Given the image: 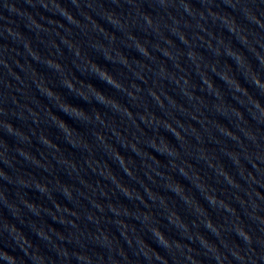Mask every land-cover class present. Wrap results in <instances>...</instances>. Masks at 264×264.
Returning a JSON list of instances; mask_svg holds the SVG:
<instances>
[{"label":"clouds","instance_id":"9594fccd","mask_svg":"<svg viewBox=\"0 0 264 264\" xmlns=\"http://www.w3.org/2000/svg\"><path fill=\"white\" fill-rule=\"evenodd\" d=\"M26 2L32 8H42L44 11L51 13L52 16L58 15L62 17L72 27H80L77 15H74L69 8L61 11L58 7L59 0H26ZM112 4L115 7L103 8V6L94 5L92 0H83V3L81 0H71L72 7L89 20L92 30L108 41L107 47H105L100 40L91 38L87 41L88 47L101 53L105 60L119 64L126 70L127 74H130L125 75L124 79L118 78L122 82L114 84L112 73L104 71L103 67L95 63V61L86 63L82 60L80 58L79 44H73L68 38L64 39L61 37V40L72 51L73 55L82 61V72L93 74L115 88L128 98V104L121 103L115 97L106 96L95 87V91L86 89L85 97V95L72 88V83L68 82V75H64L61 84L84 100L89 102L94 100L103 105L114 116L119 117L122 122L130 125L131 129H133L132 131L129 132L128 127L123 129L117 127L114 122L110 124L100 112H98L99 114H97V111L89 113L65 102L61 106L57 96L54 95L55 91L53 88L46 85L45 87H48L49 90L45 91L33 80L40 95L46 97L59 110L85 125H98L100 128L105 129L106 133H110V135H106L105 132L97 131L92 127L95 145L90 144L85 137L70 128L62 120L69 129H72L71 133L65 132L47 114V109L41 106L36 96L29 97L26 93H22L21 87L9 84L7 79H0V87L6 90L4 93H0V133L15 139V144L12 147H9L4 139L3 143H0V149H2L0 151V163L5 165V167L15 168L16 163L24 162L51 174L52 167L42 162L41 158L44 156L40 155L39 160H37L36 155L30 150L32 139L35 137L45 149L51 150L53 158L60 165L66 166L64 170L70 176H73L77 182L76 184H67L55 179L53 183V181L46 178L38 179L33 175L25 176L23 174L13 177L4 168H0V180L4 182L3 189L0 190V203L10 211L14 218L20 220L26 210L27 213L37 217L41 213H46L58 223L69 226V230L65 234L48 225L38 226L35 223L32 224V230L37 237L42 241H46L50 249L55 252L56 260L54 261L52 257L41 253L40 249L32 244L31 240L16 227L15 223L3 218L0 220V237H4L7 234V239L10 243L0 246V264H56L57 261H59V264H73V261L75 264H116L111 256L108 255V246L114 243L115 237L103 225L105 223L115 224L120 235L131 245L132 240L128 238L127 233L128 231L135 232L122 224L121 221L124 219H120V217H131L139 220L144 225L149 221V216L139 209H125L120 203H113L112 196L118 192L129 201L137 200L145 208L148 206L140 200L139 195L134 190L129 195L120 184L106 174L107 169L103 167L104 162H98L94 158V147H99L103 151L108 149L104 153L109 159L119 165L129 179L136 181L143 187V190L153 203L163 207L165 205L164 201L159 198V195L162 194L161 191L157 192V196L154 198L152 194L144 189L143 183L134 172V169L137 168L134 160L128 158L125 167L121 160L124 156L111 142L113 138L122 147L136 154L140 161L139 167L146 169L144 171L145 177L152 181L153 184H156L153 174L162 178L164 181L162 189H168L185 206L195 201V199L188 195V189L177 181L173 174L178 173L183 176L197 190H203L201 184L205 183V180L198 174L194 165L189 162L190 159L203 161L217 177L223 175V172H218L216 168H213L214 157H210L208 154V149L205 146L206 140L201 130L208 134L207 143L220 144L221 140L219 137H226L232 141L231 148L222 147L220 150L232 162L236 175L244 183L248 184L250 189L253 184L258 188H264V183L257 178L258 176H264V104L250 96L247 91L242 90L239 81L232 72L231 66L226 67L227 63L222 65L219 59L222 56H226L233 60L237 70L244 69L243 75L250 83H252L253 76L258 75L260 77V71L264 70V57L254 55L257 61V69L254 70L241 49L252 52L253 44L264 48V34H262L264 33V8H262L264 0H219V2L218 0H199V7L196 6L193 0H154V2L150 0L148 4L150 11L145 10L144 3L141 0H112ZM0 6L6 8L9 12L26 16L31 30L47 31L35 16L26 11L21 12L10 0H0ZM94 6L103 9L100 13V18L110 24L115 30L122 31L127 41L126 46L135 48L143 57V60H130L124 53L123 58H120L121 53L111 47L112 39L102 31L96 20L89 15ZM125 7L128 9L127 14L116 11V8L122 9ZM85 9L87 11H84ZM225 9H231L232 12L237 13L246 21L247 25L254 26V29L239 25L236 21V16ZM156 10L159 11V14H157ZM37 15L40 16V20L49 24H54V21H58L51 17H45L41 13H37ZM209 21L218 28L227 30L230 37L235 38L241 48H235L230 39L225 40L220 35H213V32L206 27ZM59 26L63 27V25ZM69 29L71 28L66 29V31L71 33ZM134 29L151 33L155 37V42L140 40L134 34ZM200 33H205L208 36V40H203ZM0 36L11 40L15 44L19 43L26 53L29 52L30 40L17 30L11 27L0 29ZM172 37H175L184 47H178ZM213 40L216 42L215 45L212 42ZM197 41L200 42L199 45L196 43ZM7 46L6 51L8 53L15 52L16 56L24 55L19 51V48ZM198 47L206 48L211 54V58H206L197 51ZM155 52H159L161 56L165 57L167 62L158 60L154 55ZM57 55H59V52H57ZM10 58L17 67L25 70L24 66L15 61L12 55ZM33 59L35 60V58ZM36 62L46 63L44 60ZM168 62H170L171 67H169ZM185 65L190 66L191 72H194L199 77V85L193 82L189 68H186ZM0 66L8 69V74L19 84L24 83L20 75L12 72L8 67L2 52H0ZM48 66L52 67L51 64ZM55 70L61 71L60 69ZM145 73H148V76ZM209 73L218 76L225 82L233 99L246 109L252 121L255 122L254 125L245 119L238 108L225 102L224 92L217 87ZM149 80H151V84H149ZM137 81L140 83H137ZM164 81L175 86L174 90L183 100V103L178 101L175 96L169 95L168 91L165 90ZM43 83L41 80L40 84ZM141 85H144V87H141ZM255 86L264 95V81L261 80V83ZM197 89L214 99L209 102L204 95H197ZM12 91L22 93L27 102L20 103L16 95L12 94ZM88 93H91V95H88ZM241 97L244 99H241ZM148 98L161 111L162 116H158L149 109ZM8 104H11L12 107H8ZM133 107L137 111L133 112ZM42 112L44 114L43 117L41 116ZM209 113L211 115H208ZM215 117L229 119L235 131L222 124ZM14 121L22 123L17 125ZM29 121L30 123H28ZM191 121H195L199 128ZM141 124L144 125V128H141ZM24 125H27V131ZM41 125L55 126L69 144L87 152L88 157L84 160L83 165L68 159L60 148H53L43 133L38 134ZM145 128L150 129L153 135H147L144 131ZM161 128L172 134L176 144L170 143L164 136L159 134V129ZM213 132L215 135H213ZM3 135L0 136L3 138ZM129 135L131 139H129ZM73 137H76V139L73 140ZM148 148L164 156L166 163L153 156L151 152L147 151ZM147 161H151V163H147ZM215 164L219 167L218 162ZM249 165L250 168L248 167ZM127 169H131V171L129 172ZM147 169L151 171L149 172ZM88 171L99 176L106 183L101 184L100 181H97L93 184L89 182L85 178ZM224 181L228 188L245 191L249 198L255 195L256 201H264V198L256 194V189L247 191L242 188L241 183L236 179L235 182L227 178ZM9 184L14 186V198L9 197V189L6 187ZM77 184L79 187H77ZM108 185H111L110 190ZM24 189H32L39 192L42 197L52 202L55 210L45 208L41 203L27 199V193ZM53 192L61 193L73 207L69 208L67 205L57 203L53 198ZM212 196L214 198L216 193L213 192ZM203 198L211 208L222 206L218 205L215 199L208 200L204 196ZM81 201H87V206L83 205ZM235 201L240 207L244 208L248 219L256 226L254 229L246 224H234L227 230L218 229L212 225L211 221L206 223V217L196 216L200 220V225L217 238L219 245L225 251L220 252L217 244L202 238L197 232L194 235V239L206 250L216 253L213 257L216 264H264V215H261L264 209L255 201L252 202L251 210L245 207L247 201L244 199L236 198ZM170 216L171 213H169ZM176 219L178 221L179 218ZM167 221L174 228L182 229V235L185 239L192 238L188 235L189 227L174 223L170 218ZM21 222L23 221L21 220ZM150 225L148 230L154 237L156 244L165 251L172 247L177 249L185 247V245L180 243V239L170 240L168 235L161 231L155 220H152ZM193 225L196 226L195 224ZM221 231L234 233L239 243L222 238L220 235ZM136 239L141 251L148 257L140 239L137 237ZM150 248L154 249L151 246ZM16 249L23 253L22 257L14 254ZM189 251H191V248H189ZM155 252L157 255L149 257L150 259H154L158 264H169V261L164 256L160 255L156 250ZM118 254L120 256L124 255L122 251H119ZM188 259L191 264H200L201 262L192 256H189Z\"/></svg>","mask_w":264,"mask_h":264},{"label":"water","instance_id":"95a60500","mask_svg":"<svg viewBox=\"0 0 264 264\" xmlns=\"http://www.w3.org/2000/svg\"><path fill=\"white\" fill-rule=\"evenodd\" d=\"M10 2L13 3L15 7L21 12L26 11L35 16V18L43 24V27L46 28L47 31L31 30L28 26L29 22L26 16L9 12L6 8L0 6V29L11 27L30 40L29 52L26 53L22 45H20L19 43L15 44L11 40L5 39L4 37L0 36V52L3 53L5 61L6 63H8V67L11 69V71L20 75L24 83L19 84L8 74V69L3 68L2 66H0V79H7L9 84L14 85L15 87H21L22 93H26L29 97L36 96L41 106L47 109V114L51 116L52 119L64 129L65 132L71 133L72 129H74L77 133L85 137L90 144L95 145V137L93 136L92 127L97 131L105 132L106 135H110V133H106L105 129L100 128L98 125H85L81 121L59 110L52 103H50L46 97L40 95V93L36 90V86L33 80L36 81L38 86L44 88L45 91L49 90L48 87H45L46 85L53 88V90L55 91L54 95L57 96V99L60 101L61 106H63L65 102L67 104H71L73 106L81 108L89 113L97 111V114H99L98 112H100L104 115V118L108 120L110 124L114 122L117 127H120L122 129L128 127L129 132L132 131L133 129H131L130 125H128L126 122H122L119 117L114 116V114L103 105L97 103L94 100L91 102L86 101L80 96L76 95L74 92L69 91V89L62 86L61 84L64 75H68V82L72 83V88L85 95V97L87 90L95 91V88H97L106 96L115 97L121 103L128 104V98L117 91L115 88L106 84L104 81L100 80L93 74L82 72V61L78 60L73 55L72 51L62 42L61 37H63L64 39L68 38L72 41L73 44H79L80 58L86 63L95 61V63L103 67L104 71H109L110 73H112L114 84L122 82L119 79H124L125 75H130L127 74L126 70H124L119 64H114L110 61L105 60L104 56L101 53L88 47L87 41L91 38L100 40L101 44H104L105 47H107L108 41L104 40L103 37L92 30V25L89 20L80 15L77 10L72 7L71 0H59L58 7L61 9V11L69 8L74 13V15H77V19H79L80 21V27H72L71 24L64 21L62 17L58 15L52 16L51 13L44 11L42 8H32L29 6L26 0H10ZM81 2L83 3V0H81ZM92 2L94 3V5L103 6V8L115 7L112 4V0H92ZM141 2L144 3L145 10H151L148 8L150 0H141ZM193 2L197 7H199V0H193ZM262 8H264V5H262ZM102 10V8L94 6L93 9L89 12V15H91L92 18L96 20L97 25L102 29V31L112 39L111 47L121 53L120 58H123L124 53V55H126L130 60H143V57L135 50V48L126 46L127 41L123 36L122 31L115 30L110 24L106 23L100 18V13ZM225 10L228 12H232L231 9ZM84 11L87 10L85 9ZM116 11L119 13L127 14L128 9L126 7L122 9L116 8ZM156 11L157 14H159V11ZM37 13H41L45 17H51L52 19L58 21H54V24H49L46 21L40 20V16L37 15ZM232 14L236 16V21L239 25L254 29V26L247 25L246 21H244L237 13L232 12ZM59 25H63V27H60ZM206 27L209 29V31L213 32V35H220L221 38L225 40L230 39L232 45L235 48H241V45L235 40V38L230 37V34L227 30L218 28L210 21L206 24ZM68 28H71L69 29L71 33L66 31V29ZM133 31L140 40H147L152 43L155 42V37L151 33H146L140 29H134ZM200 34L202 35L203 40H208V36L205 33ZM172 39L175 41L178 47H184L178 40L175 39V37H172ZM212 42L215 45L216 42L214 40ZM196 43L198 45L200 44L199 41H197ZM6 44L10 47L19 48V51L24 55L16 56L15 52L11 54L8 53L6 51L8 47ZM241 50L244 52L245 56H247L253 69L256 70L257 61L254 58V55H260L261 57H264V48H260L258 45L253 44L252 52L254 54L247 51L246 49ZM197 51H199L206 58H211V54L207 51L206 48L198 47ZM57 52H59V55H57ZM11 55L15 61L24 66L25 70H21L16 66V64L10 58ZM154 55L158 58V60L166 61V58L161 56L159 52H155ZM33 58H35V60ZM219 59L222 65L224 63H227L228 65H226V67L231 66L232 72L234 73L235 78L239 81L242 90L247 91L250 96L258 100L261 104H264V95H262L255 86H258L261 83V80L264 81V70L260 71V77L258 75L253 76L251 80L252 83H250L245 79L243 75L244 69L237 70V66L233 62V60L226 56H222ZM38 60H44L46 61V63L43 64L36 62ZM145 63H147V61H145ZM168 63L169 67H171L170 62ZM49 64H51L52 67H49ZM133 66L135 67V65ZM185 67L189 68L190 77L193 82L199 85V77H197L194 72H191L190 66L185 65ZM78 68L81 70H79ZM55 69H60L61 71H56ZM145 75L148 76V73H145ZM209 75L212 77L217 87L224 92L225 102L238 108L243 113L245 119H247L250 124L254 125L255 122L252 121L246 109L242 107L235 99H233L232 94L225 82L212 73H209ZM41 80L44 82L43 84H40ZM137 83L140 82L137 81ZM163 83L165 86V90L168 91L169 95L175 96L178 101L183 103V100H181L180 96H178L176 91L174 90L175 86L169 84L167 81H164ZM149 84H151V80H149ZM141 87H144V85H141ZM5 91V89L0 87V93H4ZM22 93H16L12 91V94L16 95L20 103L23 104L27 101L24 99ZM97 94L99 95V93ZM88 95H91V93H88ZM197 95H204L209 102L214 99L213 97L207 96L205 93L200 92L199 89H197ZM241 99L244 98L241 97ZM7 106L12 107L11 104H8ZM148 107L158 116H162L161 111L152 104L150 98H148ZM132 111L135 112L137 111V109L133 107ZM129 114L131 113L129 112ZM43 115L44 114L42 112L41 116L43 117ZM208 115L211 114L209 113ZM215 118L228 128H231L233 129V131H235V128L233 124L230 123L229 119L225 117ZM181 119L183 118L181 117ZM62 120L72 129H69ZM14 123L20 125L22 122L14 121ZM28 123H30V121ZM191 123L199 128V125L196 124L195 121H191ZM24 127L27 131V125H24ZM141 128H144V125L141 124ZM144 131L149 136L153 135L150 129L145 128ZM201 131L206 140L205 146L208 149V154L210 157H214L213 168H216L218 172H223V175L217 177L203 161L190 159L189 162L194 165V167L197 169L198 174H200L205 180V183L201 184V188L203 190H197L186 178L180 176L178 173L173 174L175 179L182 183L186 189H188V195L195 199V201L191 202L187 206L183 205V203L177 197H175L173 193L169 192L168 189H162V185L164 183L162 178L156 177L155 174H153V179L156 180V184H153L152 181L145 177L144 171L146 169L139 167L140 161L136 154L131 150L122 147L121 144L114 138L111 142L113 143L114 147L124 156L121 158V160L125 164V167L128 158L134 160L137 165V168L134 169V172L138 176V179L143 183L144 189H146L148 193L152 194L154 198L157 196V192L161 191L162 194L159 195V198L164 201L165 207L157 203H153L143 190V187L136 181L129 179L121 170L119 165L109 159V157L104 153V151H108V149H105L103 151L99 147H94V158L98 160V162H104L103 167L107 169L106 174L111 179L116 181V183L120 184V186L124 188V191L129 195H131L134 190L135 193L139 195L140 200H142L143 203L148 206L147 208H145L144 205L137 200L129 201L118 192L112 196L113 203H120L121 206L125 209H139L141 212H145V214L149 216V221L144 225L139 220H136L134 218L120 217V219H124L121 221V223L135 232L133 233L131 231H128L127 233L128 238L132 240L131 245H129L126 240L120 235V232L118 231L115 224L105 223L103 225V227L110 231L111 234L115 237L114 243L108 246V255L111 256L116 264H158L157 261L149 258L155 257L157 255L155 250L160 253V255L164 256L169 261V264H191L190 260L188 259L189 256L200 260V264H216L215 260L213 259L216 253L203 248L199 244V242L194 239L195 233L197 232L202 238L206 240L208 239L212 243L217 244V248L220 252H224L225 249L219 245V241L213 234L207 232L203 228V226L200 225V220L196 216H200L201 218L206 217L207 219L205 220V222L207 223L208 221H211L212 225L216 226L218 229L227 230L234 224H246L253 229L256 227L248 219L247 215L245 214L244 208L240 207L235 199L240 198L247 201L245 207H247L249 210H251L253 201L259 203L260 207L264 209V201H256L255 195L249 198L246 195L245 191L228 188L224 180L225 178H227L228 180L235 182L236 179L241 183L243 189H246L247 191L256 189V194L261 198H264V188H258L255 184H253L252 188L250 189L248 187V184L244 183L240 179V177L236 175V170L234 169L232 162L220 150L222 147L231 148L232 141L228 140L226 137H219V139L221 140L220 144L207 143L208 134L204 133L203 130ZM39 133H43L44 137L47 138L48 143L52 144L53 148H60L64 156H66L70 160L76 161L80 165H83L84 160L88 157L87 152H84L83 150L75 148L71 144H69L64 139L62 133L55 126L41 125V129L38 130V134ZM159 134L164 136L170 143L176 144V140L172 136V134L165 131L163 128L159 129ZM0 135L3 134L0 133ZM213 135H215L214 132ZM3 139L7 141L9 147H12L15 144V139L13 137L3 135L2 138V136H0V143H3ZM72 139L75 140L76 137H73ZM129 139H131L130 135ZM140 146L142 147V145ZM30 150L34 155H36L37 160H39L40 155L46 157H42L41 159L43 163H46L52 167L51 174L24 162L16 163L15 168H8L0 163V168H4V170L13 177L18 176L19 174H23L25 176L33 175L38 179L46 178L50 181H53V183L55 182V179H59V181H61L62 183L67 184L77 183L75 178L73 176H70L64 170L66 166L60 165L58 161L53 158L51 150L45 149L41 144L38 143L35 137H33L32 139V146ZM0 151H2V149H0ZM147 151L151 152L152 155L156 156L157 159L166 163V158L164 156L154 152L151 148H148ZM153 158L155 159V157ZM17 160H19V158H17ZM217 162L219 163V167H217V165L215 164ZM147 163H151V161H147ZM248 167L250 168V165ZM127 171L130 172L131 169H127ZM147 171L150 172L151 170L147 169ZM85 178L93 184L97 181H100L101 184L106 183V181H103L102 178L94 175L90 171L87 172ZM257 178L260 179L262 183H264V176H258ZM3 185L4 182L0 180V190L3 189ZM6 187L9 189V197L14 198V186L9 184L6 185ZM77 187H79L78 184ZM108 189H111V185H108ZM24 191L27 193V199L33 200L37 203H41V205L45 208L52 209L53 211L55 210L53 208L52 202L47 198L42 197L39 192L32 189H24ZM213 192L216 193V196L214 198L212 196ZM52 195L57 203L61 205H67V207L69 208L73 207V205L69 203L61 193L53 192ZM110 195L112 194L110 193ZM203 196L208 200L215 199L217 204L222 206L213 208L209 207L207 201L203 198ZM81 203L87 206V201H81ZM169 213H171L170 217ZM261 215H264V212H262ZM3 218L7 219L11 223H15L16 227L20 229L29 240H31L34 246L40 249L41 253L52 257L54 261L56 260L55 252L50 249L46 241H42L37 237L35 232L32 230V224L35 223L38 226L48 225L53 229L65 234H67L69 226L58 223L46 213H41V215L37 217L33 216L31 213H27L26 210L21 219L18 220L12 216L10 211L6 207H4L2 203H0V220H2ZM168 218L172 219L174 223H179L185 227H189L188 235L192 238L185 239L182 235L183 230L174 228L172 225H170L167 221ZM176 218H179L178 221ZM21 220L23 222H21ZM152 220H155L156 224L159 225L161 231H164L168 235V238L170 240L180 239V243L182 245H185V247L181 249L172 247L167 251L159 247L156 244L154 237H152L151 232L148 230L151 226L150 222ZM193 224H195L196 226H194ZM89 227H91V225H89ZM220 235L222 238L224 237L227 240H234L236 241V243H239V240H237L234 233L221 231ZM136 237L140 239L141 244L145 249V254L148 257H146L144 255V252L141 251V247ZM6 243H10V241L7 239V234H5L4 237H0V246H4ZM150 246L155 250L151 249ZM189 248H191V251H189ZM119 251H122L124 255L120 256L118 254ZM14 254L21 257L23 256V253L20 252L19 249H16ZM56 264H59V261H57ZM73 264H75L74 261Z\"/></svg>","mask_w":264,"mask_h":264}]
</instances>
